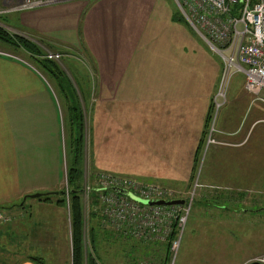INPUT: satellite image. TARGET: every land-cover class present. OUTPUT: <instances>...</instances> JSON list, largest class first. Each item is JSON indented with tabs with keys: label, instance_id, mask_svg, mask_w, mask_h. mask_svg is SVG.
<instances>
[{
	"label": "rangeland",
	"instance_id": "rangeland-1",
	"mask_svg": "<svg viewBox=\"0 0 264 264\" xmlns=\"http://www.w3.org/2000/svg\"><path fill=\"white\" fill-rule=\"evenodd\" d=\"M117 2L119 1L0 0V27L13 37L21 36L36 43L46 56L60 55L61 61L57 63L79 88L81 86L78 76L89 74L92 79L103 69V66L93 64L88 52L94 48L89 49L90 37L87 42L85 35H80V25L85 24L89 8H104ZM63 3L70 4L66 5L67 13L77 14V11L81 12L83 9L86 13L78 24V33H74L73 30V35L65 32H62L65 36L61 35L59 20L51 19L46 32L56 33L60 37V42L50 41L45 35L44 38L29 36L23 31V27L20 30H8L5 27V24L22 22L8 19L10 16L18 17L26 10L61 6ZM159 3L161 9H164L163 14L169 13L172 17L176 14L179 19L181 17L184 20L173 21L175 33H170V36L176 37L177 55L171 58L173 59L171 68L176 74L174 80L169 82L171 88L163 97L170 95L177 102L180 99L186 101L184 106L179 108L177 103L173 107V102L164 100L158 104L159 117L156 112L151 113L148 108L151 107V97L148 95L159 96L152 93L151 78L154 72L152 63L158 57L159 66L162 67L164 57L159 54L166 50L163 48L151 49L150 52L146 50L147 62L138 70L144 73L145 89L137 98L128 96L125 99V105L136 99L139 103L138 108L135 102L128 106V174L112 173L111 177L133 180L140 186H158L166 190V199L170 202L177 199L185 200L184 205L165 206L169 209L167 211L174 213V216L180 215L179 236L171 247L173 231L169 235V232L165 231L155 236H147L144 240L133 237L126 239L113 232L115 236L106 237V241L101 245V259L98 264H243L249 257L257 256L248 263L252 264L264 256L260 255L264 253V102L258 97L256 100L255 96L245 89L244 77L237 75L229 88L228 103L219 109L215 98L223 71L222 58L208 45H203L205 41L198 42L199 40L193 36L192 32L195 31L189 26L183 13L180 14L176 0ZM44 12L47 10H43V14ZM115 13L118 12L112 15L113 20ZM35 17L37 16L28 15L26 19ZM63 19L67 21L65 17ZM160 20L163 22L166 18ZM22 25L24 26V22ZM63 29L67 30L66 27ZM72 40L73 43L66 42ZM20 50L18 55L30 62L59 94L58 84L48 74L38 69L31 56L24 55L23 50ZM137 51V49L131 51L134 58ZM169 52L171 55V49ZM162 83L161 91L164 90ZM59 98L64 107L60 95ZM260 98L264 99V92ZM126 107L119 110L125 111ZM115 110L117 111L113 112V116L117 119L116 123H119L118 108ZM169 115L177 124L174 129H168ZM202 136H206L205 145H199ZM188 145H191L193 160L186 155L183 159L181 157ZM141 151H144V154ZM188 165L193 167L191 174ZM180 174L185 176L181 180L184 182L177 183ZM174 175L176 176L173 179ZM86 192L87 190L84 193L87 221L85 239L87 247L90 248L88 223L90 213L94 210L93 200L96 194L93 193L90 200L91 192ZM34 202H39V199H29L24 210L29 211ZM10 219L13 221V217ZM54 227L50 225L48 228L52 230ZM160 228L164 229L165 224L161 223ZM47 233L51 234L46 227L42 225L35 227L32 242L38 249L33 250L30 257L41 259L40 264H72V255L70 257L67 255L65 243L63 242V249L60 252L55 251L56 240L49 242L42 239ZM123 235L131 236L125 232ZM42 247L44 249H41Z\"/></svg>",
	"mask_w": 264,
	"mask_h": 264
},
{
	"label": "crops",
	"instance_id": "crops-1",
	"mask_svg": "<svg viewBox=\"0 0 264 264\" xmlns=\"http://www.w3.org/2000/svg\"><path fill=\"white\" fill-rule=\"evenodd\" d=\"M110 1H119L120 5L117 2L104 8L91 7L87 10L85 24L80 25L85 40L88 42L89 37L91 39L92 46L89 49H94L88 53L93 64L103 66L97 77L90 79L88 74L77 78L87 96L83 107L84 127L80 134L84 149V158L80 162L83 170L81 178L85 186L93 184L92 177L98 173L128 174V106L135 102L138 108L139 103L136 99L126 104V107L125 99L128 96L137 98L145 89L144 73L138 70L147 62L146 50H166L159 54L164 57L162 67L159 66L158 57L152 63V93L159 96L148 95L151 97V107H148L151 113L156 112L159 117L158 104L164 100L173 102V107L177 103L179 108L186 101L180 99L177 102L170 95L163 97L171 88L169 82L175 78L176 71L171 68V58L177 55L176 37L170 36V33H175V24L170 19L173 17L169 13L163 14L164 9H161L159 3L166 0ZM65 9L68 7L51 6L26 10L19 18L16 15L8 18L22 22L5 24V27L8 30H20L23 27V31L29 36L39 34L36 36L43 37L42 34L46 36L51 19H58L61 35L65 36L62 32L73 35V30L78 33V24L81 16L86 13L85 9L77 11V14L67 13ZM43 10L47 12L43 14ZM114 12H118L114 15L115 20L112 18ZM28 15L37 17L26 19ZM161 18L166 20L162 22ZM192 34L198 42L204 41L196 32ZM190 40L189 38L188 41ZM203 45L207 46V43L203 42ZM133 49L138 50L135 58L131 53ZM19 51L21 50L0 41V207L9 208L6 213L13 217L10 224H0V264H34L29 258L32 251L38 249L32 242L33 230L37 225H42L51 232L53 236L47 233L42 239L49 242L56 240L55 251L60 252L64 242L67 255H72L68 203L60 205L56 201L39 200L30 206L29 211L17 207L26 196L60 192L67 187V171L74 165L75 140L78 138L77 131L73 129L71 114L66 106H62L59 94L30 62L18 55ZM23 53L30 57L25 50ZM161 82L164 85L163 91L160 90ZM186 97L189 98V95ZM116 100L119 123H116L117 119L113 116V112L117 111ZM125 107V111L119 110ZM176 125L169 115L168 129H174ZM188 146L181 157L183 159L186 155L193 160L191 145ZM141 153L144 154V151ZM189 168L191 174L193 167ZM183 177L185 176L180 174L176 182H184L181 181ZM170 178L171 176L167 179ZM171 202H181L175 205L186 204L185 200L178 199ZM50 225H54V229H49ZM256 257H249L243 264H248Z\"/></svg>",
	"mask_w": 264,
	"mask_h": 264
},
{
	"label": "built area",
	"instance_id": "built-area-1",
	"mask_svg": "<svg viewBox=\"0 0 264 264\" xmlns=\"http://www.w3.org/2000/svg\"><path fill=\"white\" fill-rule=\"evenodd\" d=\"M176 2L191 28L222 58L223 71L215 98L217 107L221 109L226 104L230 85L237 75L244 76L245 89L256 100L258 97L264 102L260 98L264 92V0ZM47 57L55 61L61 59L60 55ZM98 182L102 188H123L147 201H167L166 190L158 186H140L133 180L111 176H101ZM101 201L104 225L138 240L165 231L169 235L174 221L181 219L180 215L176 217L167 211L169 209L165 206L143 205L124 196L110 194L102 197ZM10 221L8 215L0 212V224ZM161 223L165 224L164 229L160 228ZM256 263L264 264V256Z\"/></svg>",
	"mask_w": 264,
	"mask_h": 264
},
{
	"label": "trees",
	"instance_id": "trees-1",
	"mask_svg": "<svg viewBox=\"0 0 264 264\" xmlns=\"http://www.w3.org/2000/svg\"><path fill=\"white\" fill-rule=\"evenodd\" d=\"M60 5L66 6L70 4L63 3ZM82 17L83 16H81V21H82ZM174 20L176 22L184 21L181 17L179 19V17H177L176 14L173 15V21ZM81 34L82 32L80 31V35ZM43 35L44 34H42V36ZM46 36L50 41L52 40L55 42H60V37L56 33H46ZM0 41L9 44L12 47L14 46L15 49H22L25 50L27 53H29L32 60L37 64L38 69L44 72L45 74H48V76L51 79H53V81H55L59 86V95H61L60 97L63 100L64 103L63 105L68 108V111L71 114L73 129L75 132L77 131L78 138H76L75 140L76 147H75V152L73 154L74 165L69 167L67 171V187L64 190L57 192L59 193V195L57 196H47L39 200H42L44 202L56 201L60 205H65L66 203L69 204L70 215H71L70 217L71 230H72V264H98L101 259L100 248L101 245H103L104 241H106V237L115 236L114 233H116L117 236H123L126 239L132 238V236H124L123 232L112 229V227L108 225L107 226L104 225L105 218L103 217L102 207L100 206L102 204L101 198L105 196H109L110 194H115L118 196L127 197L132 200L130 194L134 196L136 195L131 192H128L123 188H110V189L102 188L98 182L99 178L101 176H111L112 174L109 173H98V175L95 174V176L93 175L92 177L94 178V180L93 179L91 180L94 181V183L88 184V187H86L87 185L86 186L84 185L83 179L81 178V175L83 174V170L81 169V163H82L81 158H84V149L83 146H81V143H83V138L80 137V134H81V130L84 127L85 117H84L83 107L84 104H86L87 96L84 94L81 87L78 88L74 85L72 79H70V77H68L65 74L61 66L57 63L58 61L49 59L45 55V52L36 43H33L28 39H24L21 36L13 37L2 27H0ZM205 137L202 136V140L200 141L199 145L200 144L205 145ZM198 158H196L195 162L198 161ZM86 190L88 191V193L91 192L89 196L90 200L92 194L93 193L96 194V197L94 199L95 201L93 200L94 210H92L90 213V222L88 223L90 242H91L90 248L87 247L86 239H85V229L87 228V221L85 215L84 193ZM97 195H99V200H97ZM136 197L140 198L138 196ZM20 203L22 204V201ZM21 204L18 205L17 207H20L22 209L25 207V204L23 206ZM7 210H9V208L0 207V212L5 213L6 215H8L6 213ZM107 220L109 219L107 218ZM178 220L174 222L173 232L171 236V247L175 242H177L179 236L178 224L180 222V219ZM98 242H101V244H98ZM29 260L32 263H37V264L41 263V259L39 258L38 259L29 258Z\"/></svg>",
	"mask_w": 264,
	"mask_h": 264
},
{
	"label": "water",
	"instance_id": "water-1",
	"mask_svg": "<svg viewBox=\"0 0 264 264\" xmlns=\"http://www.w3.org/2000/svg\"><path fill=\"white\" fill-rule=\"evenodd\" d=\"M59 195V193H45V194H33V195H30V196H26L23 201H22V206L27 202L28 199H42L44 197H47V196H57ZM130 197L132 198V200L138 202V203H141L143 205H149V206H172V205H175V204H181V202H167L166 200L165 201H156V202H151V201H147V200H142L140 198H137L136 196L130 194ZM252 264H258V263H252Z\"/></svg>",
	"mask_w": 264,
	"mask_h": 264
},
{
	"label": "bare ground",
	"instance_id": "bare-ground-1",
	"mask_svg": "<svg viewBox=\"0 0 264 264\" xmlns=\"http://www.w3.org/2000/svg\"><path fill=\"white\" fill-rule=\"evenodd\" d=\"M181 13V12H180ZM182 15V14H181ZM254 263H256V262H254ZM259 264V263H258Z\"/></svg>",
	"mask_w": 264,
	"mask_h": 264
}]
</instances>
